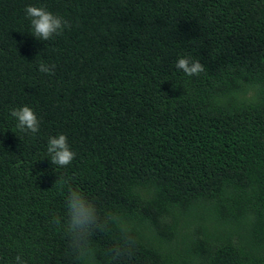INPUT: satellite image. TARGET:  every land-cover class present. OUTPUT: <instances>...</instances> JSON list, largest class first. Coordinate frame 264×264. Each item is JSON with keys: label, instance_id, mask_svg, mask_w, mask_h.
Returning a JSON list of instances; mask_svg holds the SVG:
<instances>
[{"label": "trees", "instance_id": "16d2710c", "mask_svg": "<svg viewBox=\"0 0 264 264\" xmlns=\"http://www.w3.org/2000/svg\"><path fill=\"white\" fill-rule=\"evenodd\" d=\"M27 6L70 27L38 40ZM23 106L37 133L16 128ZM60 134L66 167L47 153ZM62 178L134 226L123 264H264V0H0V264H74L50 223Z\"/></svg>", "mask_w": 264, "mask_h": 264}, {"label": "clouds", "instance_id": "9594fccd", "mask_svg": "<svg viewBox=\"0 0 264 264\" xmlns=\"http://www.w3.org/2000/svg\"><path fill=\"white\" fill-rule=\"evenodd\" d=\"M25 14L30 18L32 36L38 40L47 42L70 27L67 20L44 7L27 6ZM54 68L55 65L39 64V71L46 74L54 71ZM176 68L188 77L199 76L205 71V66L199 60L189 58L178 59ZM183 88L186 93L187 89ZM10 115L17 121L18 130L30 133L39 131L40 122L30 107L13 109ZM47 153L50 162L59 167L70 165L75 158L64 134L49 138ZM61 183L67 188L65 213L62 218L53 215L50 223L58 225L66 236L74 264H123V259L131 256L138 242L134 226L119 213L110 212L101 216L96 204L74 188L70 178H62ZM113 227L119 231V240L101 252L94 244L93 236L100 229L111 231ZM10 264H26V261L21 255H16Z\"/></svg>", "mask_w": 264, "mask_h": 264}]
</instances>
